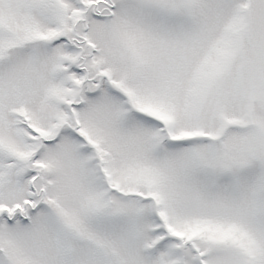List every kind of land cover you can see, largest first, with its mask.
<instances>
[{"label": "snow or ice", "instance_id": "snow-or-ice-1", "mask_svg": "<svg viewBox=\"0 0 264 264\" xmlns=\"http://www.w3.org/2000/svg\"><path fill=\"white\" fill-rule=\"evenodd\" d=\"M0 264H264V0H0Z\"/></svg>", "mask_w": 264, "mask_h": 264}]
</instances>
